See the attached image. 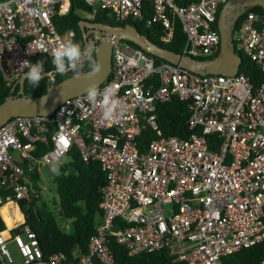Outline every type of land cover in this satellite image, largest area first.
Here are the masks:
<instances>
[{"label":"built area","instance_id":"2783aa9c","mask_svg":"<svg viewBox=\"0 0 264 264\" xmlns=\"http://www.w3.org/2000/svg\"><path fill=\"white\" fill-rule=\"evenodd\" d=\"M226 1L83 0L92 12L81 13L79 23L108 10L117 21L154 23L165 45L179 22L185 35L181 53L206 58L219 51L215 24ZM69 10L70 0H0V75L7 84L27 70L23 61L38 54L52 61L61 41L74 38V30L60 34L55 25ZM242 15L235 51L264 72V13L249 8ZM99 32L81 31L84 41L95 43ZM155 56L122 38L113 44L111 71L98 86L101 92L114 90L123 106L113 120L102 116V97L93 104L85 92L51 114L16 115L0 126V208L44 196L41 168L74 147L84 162L99 163L105 173L101 220L78 264H119L110 238L129 254L165 248L173 262L187 264H222L223 257L264 241V79L254 84L240 71L201 75ZM174 95L190 101L188 125L198 132L187 138L164 136L158 125L157 104ZM144 128L156 137L141 151ZM14 252L20 264L66 260L54 253L43 261L27 224L9 241L0 234V263L15 264Z\"/></svg>","mask_w":264,"mask_h":264},{"label":"trees","instance_id":"16d2710c","mask_svg":"<svg viewBox=\"0 0 264 264\" xmlns=\"http://www.w3.org/2000/svg\"><path fill=\"white\" fill-rule=\"evenodd\" d=\"M250 9L264 13L260 6ZM82 12L90 13L92 9L85 5L83 0H70L68 14L57 17L55 25L60 34H64L69 29L74 30L75 36L71 40L79 43L81 49L84 50L85 41L82 37L79 23L83 20ZM149 12L148 10L144 13L146 20L150 18ZM242 17L243 15L235 23L234 32ZM93 22L120 26L124 24L134 25L140 33L145 34L154 43L178 53L182 52L185 42V35L179 22H176L175 38L165 45L159 41V28L154 23L150 25L151 32H147L142 29L143 22L132 20L117 21L113 12L108 10L97 11ZM215 27L218 28L217 22ZM130 43L134 47H138L136 44ZM237 52L243 58L239 71L249 76L254 84L263 80L264 72L260 71L240 51ZM93 57L96 60L94 52ZM155 60L159 62L163 59L155 56ZM36 61H43L46 71L54 68L47 55L38 54L30 62L35 63ZM83 70H89L87 60L83 63ZM71 73L69 70L63 75L56 74L55 80L61 81L71 75ZM48 84L49 78L47 76L36 88H32L25 79L23 92L26 95L42 94ZM11 87L12 85L7 84L0 75V103L9 94ZM17 90L18 85H16L13 93H16ZM156 114L161 134L164 136L173 135L187 138L190 134L198 132V129H190L188 125L190 115L189 100H184L174 95L168 102L157 104ZM210 136L211 139L215 137L214 135ZM155 137L156 133L154 131L144 128L138 138L139 149L141 151L145 150L147 143ZM42 149L45 150L47 148L44 146ZM56 165L58 166V171L49 175L48 190L52 193V196L49 198L44 196L33 197L29 201L18 200L17 203L23 215V223L8 228L7 226L9 225H7L0 214V234L9 241L14 234L21 233L23 225L27 224L35 233L38 245L43 253V261H46L54 253H63L66 256L63 264H78L80 255L88 252L90 237L95 233V229L101 220L100 203L103 197V188L106 185V176L101 170L99 163L95 161L84 162L75 147L67 153L64 160H60ZM108 246L119 264H187L183 260L173 262L174 257L165 248L151 252L129 254L126 247L117 243L113 238L109 239ZM17 255L18 253L14 252V258ZM261 259H264V241L229 254L223 257L221 262L222 264H252ZM94 264L101 263L94 259Z\"/></svg>","mask_w":264,"mask_h":264},{"label":"water","instance_id":"95a60500","mask_svg":"<svg viewBox=\"0 0 264 264\" xmlns=\"http://www.w3.org/2000/svg\"><path fill=\"white\" fill-rule=\"evenodd\" d=\"M255 6H260L264 10V0H228L222 5L217 20L220 35L219 51L215 56L208 58L191 57L160 46L150 40L145 34L140 33L138 28L131 24L120 26L99 22H82L80 23L81 31H84L85 27H92L106 33L97 43L94 40H85L84 42V50H94L96 61L100 65V71L92 73L90 70H83L82 67L76 73L71 71V75L61 81H56L54 74L51 78L52 82L48 84L44 93L26 95L23 92L25 80L23 74L27 72V69L19 76L12 85L9 94L0 103V126L16 115L51 114L56 107L68 98L85 93L91 84L101 85L111 71L112 46L118 38L128 40L147 53L156 55L197 74L233 76L238 73L240 64L243 61L242 55L235 51L233 45L234 26L241 14ZM85 60L82 58V65ZM45 72L54 73V70H45ZM16 85H18V90L13 93Z\"/></svg>","mask_w":264,"mask_h":264},{"label":"clouds","instance_id":"9594fccd","mask_svg":"<svg viewBox=\"0 0 264 264\" xmlns=\"http://www.w3.org/2000/svg\"><path fill=\"white\" fill-rule=\"evenodd\" d=\"M93 52V49L82 50L80 44L71 39L63 40L53 53L51 63L54 67V73L45 72L43 61L32 63L25 60L22 64L28 70L23 74V78L27 80L32 88L38 87L45 76L49 77V83H51L54 74L63 75L69 70L74 73L78 72L83 67L82 58L87 60L90 72L97 73L100 71V65L94 59ZM98 97H102L100 106L103 109V118L106 120L115 119L118 115L117 109L123 108L116 99L115 91L108 88L101 92L98 86L93 83L86 89V99L95 104ZM52 171H58V166H54Z\"/></svg>","mask_w":264,"mask_h":264},{"label":"rangeland","instance_id":"374dc122","mask_svg":"<svg viewBox=\"0 0 264 264\" xmlns=\"http://www.w3.org/2000/svg\"><path fill=\"white\" fill-rule=\"evenodd\" d=\"M82 13L85 14L84 12H82ZM142 29L146 30L147 32H151V27H150V25L147 22H143L142 23ZM105 34L106 33L104 31L97 33L96 34L97 35V40L96 41H98L101 37L105 36ZM98 35H100V36H98ZM94 37H95L94 35L90 36V38H92V39H94ZM64 159H65V157H63L62 160H64ZM54 166H57L56 163L53 164L52 166H49V167L45 166V167L41 168L42 174H41V177H40V185L47 187V189H45V195H44V197H47V198L52 196V193H50L49 190H48V186H49V175L57 172V171L56 172L52 171ZM3 219L5 220L7 225H9L7 227H10V228L17 226L18 224L22 223V221H23L21 213L20 214H16V215H12V216H8V217L6 216ZM10 245L12 247V244H10ZM15 260H16L15 264H20V257L18 255L15 256Z\"/></svg>","mask_w":264,"mask_h":264},{"label":"bare ground","instance_id":"6f19581e","mask_svg":"<svg viewBox=\"0 0 264 264\" xmlns=\"http://www.w3.org/2000/svg\"><path fill=\"white\" fill-rule=\"evenodd\" d=\"M0 214L2 218H4L6 216L8 217V216L20 214V212H19V209L15 205L6 204L0 208Z\"/></svg>","mask_w":264,"mask_h":264},{"label":"crops","instance_id":"0c3cea01","mask_svg":"<svg viewBox=\"0 0 264 264\" xmlns=\"http://www.w3.org/2000/svg\"><path fill=\"white\" fill-rule=\"evenodd\" d=\"M19 212L21 213L20 209H19ZM21 216H22V218H23V215H22V213H21ZM8 228H10V227H8Z\"/></svg>","mask_w":264,"mask_h":264}]
</instances>
